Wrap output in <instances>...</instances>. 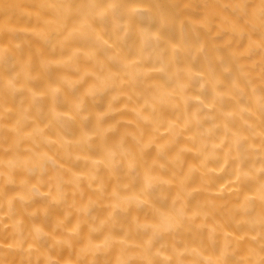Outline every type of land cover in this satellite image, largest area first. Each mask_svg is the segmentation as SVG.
<instances>
[{
	"label": "clouds",
	"instance_id": "obj_1",
	"mask_svg": "<svg viewBox=\"0 0 264 264\" xmlns=\"http://www.w3.org/2000/svg\"><path fill=\"white\" fill-rule=\"evenodd\" d=\"M9 2L0 0V10ZM20 2L30 9L21 11L35 25L30 34L51 52L63 49L70 37L90 40L94 50L61 60L41 57L8 79L0 67V264H65L60 255L65 250L74 253L71 264H99L98 254L117 249L115 261L104 264H158L152 257L162 253L153 247L162 236L175 238L203 227L184 200L196 195L192 184L197 178L204 182L217 172L254 186V196L226 210V222L237 229L245 226L244 255H236L242 249L239 240L226 238L216 248L215 229L199 238L201 247L215 249V264H264V0ZM97 20L108 25L99 29L104 36L94 26ZM27 46L21 39L14 48L22 57ZM124 46L138 57L135 65L125 63ZM101 51L103 56H97ZM4 57L0 48V61ZM53 68L63 73L57 87L33 90ZM154 77L157 87L148 83ZM126 91L142 100L131 121L117 118ZM17 93L19 105L9 113L5 97ZM105 95L109 105L96 116L88 103L99 105ZM45 99L47 107L40 104ZM166 112L178 113L179 123H167ZM13 117L16 137L5 147L4 121ZM93 119V127L78 140L57 143L43 130L23 131L40 121L55 134L60 121L79 122L84 129ZM161 127L167 138L159 137ZM181 143L190 147L181 148ZM89 152L101 158L88 161ZM5 153L10 154L7 160ZM188 154L197 165L186 167ZM149 159L151 180L143 174ZM78 166L86 174L73 175ZM112 181L122 190L135 187L138 195L104 209ZM9 186L16 191L9 192ZM88 189L93 195L85 199ZM172 189L177 197L170 201ZM37 200L45 203L35 206ZM257 206L260 211L253 214ZM53 207L59 215H51ZM158 208H170V215L157 217ZM218 211L213 205L203 216ZM141 233L145 241L139 251L116 238ZM7 238L12 242L5 245ZM159 264L206 261L198 252L173 248Z\"/></svg>",
	"mask_w": 264,
	"mask_h": 264
},
{
	"label": "bare ground",
	"instance_id": "obj_2",
	"mask_svg": "<svg viewBox=\"0 0 264 264\" xmlns=\"http://www.w3.org/2000/svg\"><path fill=\"white\" fill-rule=\"evenodd\" d=\"M133 8L139 7V5H132ZM22 9L30 10L26 4L20 2V0H10L9 4L3 9L0 10V48L5 50V57L0 61V67L3 68L5 79L11 77L22 67H27L29 65L35 66L38 64L41 57L50 58L54 60L65 59L68 55L72 53H88L94 50V46L90 40L81 39V38H72L70 37L65 41V47L63 49L57 48L56 52H51V50L46 47L43 42L36 36L31 35V30L35 27L33 22L29 21L27 17L21 14ZM96 29L100 36H104L103 32H100L99 29L103 26L105 29L108 27L107 23L97 20L95 22ZM28 30L29 34L24 35L21 30ZM107 39V37H104ZM26 39L28 41V46L25 49V54L21 57L15 51V44L19 40ZM135 40V37L130 38L129 44ZM111 43V41H109ZM126 51V60L125 63L132 66L138 62V57L134 54L128 52L127 47ZM97 56L102 57L103 52H96ZM132 70V69H130ZM63 75V73L57 69L53 68L42 80L36 82L33 85V90H46L50 88L57 87L55 83L56 79ZM153 87L159 86V78H153L148 81ZM163 91V89H161ZM133 95L131 92L125 93V96L122 98V101L118 104L120 108V114L118 119L124 121H131L133 117V108L137 104L142 103V100L137 96L133 95L132 100H128L127 96ZM21 96L20 94H9L5 97L4 108L9 111V113L14 112L16 107L19 105ZM100 104L88 103V110L95 113L96 116H99L109 105V97L107 95L99 97ZM40 104L44 107L48 106L47 99L42 100ZM56 110L63 111V106H54ZM178 113L176 116H173L171 113L166 112L165 117L167 123L171 124L173 122L179 123ZM5 128L3 131V136L5 137L4 143L5 147L12 142L16 137V119L9 118L4 121ZM95 124V120L88 122L87 126L84 129H81L79 122L73 124L71 122H58V125H61V130L55 132L48 131L46 127V122L36 121V123L30 127L25 128L24 134L28 135L35 133L38 129L43 130L47 133V139L54 142H61L64 140H78L86 134L87 130L92 128ZM169 135L168 132L164 130V127L160 128L159 137L167 138ZM181 148H188L190 145L181 143ZM88 161L100 159L99 154L89 152L86 154ZM151 155V153L149 154ZM5 160L10 158L9 153L3 155ZM186 167H193L198 164V161L193 159L191 154H188L186 157ZM61 163H64L61 160ZM84 162H82L83 164ZM153 161L148 160L147 165L144 168V176L151 180L153 179ZM72 174L79 176L86 174V170L82 166H78L72 169ZM167 178V177H165ZM192 187L197 189V193L194 197L184 200V203L187 207L190 208L191 214L195 215L198 218V223H202V228H193L192 231L181 232L177 237L173 238L165 234L158 241L154 243L153 251L159 250L162 255H156L152 259L156 262L163 261L166 257L170 255V252L173 248L183 250L185 248L191 250L192 252L200 253V258L206 261V264H215L217 252L214 248H202L199 242L200 237L206 236L213 229L216 230V235L218 236V242L216 248L221 247L226 238L232 240H239L242 244V249L238 250L237 256L244 255L243 242L247 239L245 236L244 228L242 225L241 228L237 229L232 222H226V210L233 208L236 205L242 204L247 198L254 196V186L251 182L238 183L235 176L229 175L227 172H217L210 174V179L201 182L199 178L192 184ZM9 192L14 193L16 191L14 186H9L7 189ZM156 190L154 189V192ZM108 195L111 199H105L103 201V208L106 209L110 203H114L123 198H130L138 195V191L135 187H132L129 190H122L115 181H112L107 189ZM93 193L90 189L85 191V199L89 196H92ZM170 201L175 200L177 197V192L175 189H172L169 193ZM44 201L37 200L35 206H40ZM218 206L219 211L213 214L211 217H204L203 213L206 208L211 206ZM5 211L7 209L5 208ZM260 211L257 206L253 214H256ZM51 215H59L60 210L56 207L50 209ZM156 215L159 218L167 217L170 215V208H158L156 210ZM241 213L237 212L235 214V219H241ZM152 222V221H149ZM4 223L9 224L7 216L4 217ZM11 231V228L5 229V235ZM120 240L126 248L139 251L144 247L145 237L143 234H137L129 236L127 234L116 237ZM12 241L10 238H7L3 241L5 245L10 244ZM98 242V241H96ZM65 262V264H71V261L74 259V253H69L67 250L63 251L60 254ZM120 255V250L117 249L113 252L105 254H98L96 259L99 264H104L105 260L115 261V259ZM15 259L16 257H11ZM191 258V257H189ZM235 257H230V259ZM137 261L141 258L137 257Z\"/></svg>",
	"mask_w": 264,
	"mask_h": 264
}]
</instances>
